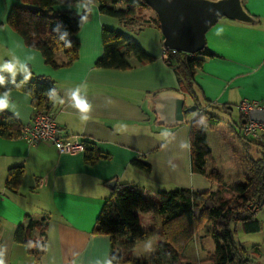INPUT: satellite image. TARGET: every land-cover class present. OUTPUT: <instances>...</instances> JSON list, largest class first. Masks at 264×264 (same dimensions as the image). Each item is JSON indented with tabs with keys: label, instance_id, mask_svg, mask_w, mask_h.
I'll list each match as a JSON object with an SVG mask.
<instances>
[{
	"label": "crops",
	"instance_id": "crops-1",
	"mask_svg": "<svg viewBox=\"0 0 264 264\" xmlns=\"http://www.w3.org/2000/svg\"><path fill=\"white\" fill-rule=\"evenodd\" d=\"M241 2L256 24L222 19L206 33V47L216 56L204 59L195 70L190 94L178 84L174 68L164 62L163 37L152 25L155 15L148 7L136 9L133 18L143 23L138 26L101 15L96 1L57 6L58 11L85 14L86 20L73 36L79 45L77 59L53 69L5 23L10 7L19 5V0H0V74L52 81L56 92L49 114L57 128L107 156L87 164L84 153L59 154L47 142L29 144L21 137H0V259L4 264H113L110 238L94 232L96 218L112 196L106 187L112 180L137 188L145 197H155L159 191L218 192L219 184L191 170L190 127L203 113L206 116L199 121L210 150L208 171L218 172L224 183L239 171L248 174V159L264 151V129L257 141L260 145L247 146L240 128L246 119L242 121L238 106L247 102L264 109V0ZM104 28L133 40L154 61L140 63L130 56L128 70L96 68L103 53ZM59 61H64L61 55ZM7 63H14L17 70L9 72ZM166 92L183 95L184 109L197 108L185 116L183 125H158L153 100ZM74 96L89 106L87 112L79 110ZM0 100L6 103L0 111L23 128L30 126L35 110L28 94L12 91L0 94ZM135 160L148 164L150 171L137 168L132 164ZM19 166L23 177L12 193L5 188L7 172ZM158 219L153 212L143 214L142 230L153 234ZM30 221L38 223L30 232L31 240L42 244L38 260L29 254L31 245L14 242L17 229Z\"/></svg>",
	"mask_w": 264,
	"mask_h": 264
},
{
	"label": "trees",
	"instance_id": "trees-1",
	"mask_svg": "<svg viewBox=\"0 0 264 264\" xmlns=\"http://www.w3.org/2000/svg\"><path fill=\"white\" fill-rule=\"evenodd\" d=\"M85 1H96L101 15L112 17L127 24L142 26L133 17L139 7L147 8L140 0H19V5L10 7L5 23L23 41L24 45L38 51L45 63L53 69L70 65L77 59L79 45L73 36L80 30L86 20L85 14L58 11L57 6H73ZM138 19V18H137ZM140 19V18H139ZM149 23V22H148ZM159 29L158 21L151 20ZM160 30V29H159ZM101 43L103 53L95 62V67L106 70H128L127 58H136L140 63H151L154 59L145 54L141 48L128 37L109 29H102ZM71 45V46H69ZM125 49L126 53L121 51ZM61 55L64 61H59ZM164 62L174 68L178 84L193 94L195 70L204 59L216 55L205 47L196 55L177 52L171 55L165 50ZM172 61L169 63V61ZM19 91L28 94L35 111L49 113L55 97L56 88L52 81L44 77L31 80L13 79L0 74V94ZM206 116V114H202ZM196 117L190 127L189 149L193 173L205 176L219 184L218 192L193 193L188 190L159 191L155 197L143 196L137 188L119 184L112 190V196L101 209L95 221L94 232L110 238V261L113 264H191L185 262L184 252L189 246L201 221L212 223L207 235L214 244L210 264H249L247 258H241L242 245L235 240L233 225L241 223L245 234H255L261 230L256 213L264 207V151L259 150L258 157L249 158L247 176L244 184L226 186L221 175L215 170L208 171L210 150L207 147L206 132ZM247 116H242L247 119ZM213 122L212 118H208ZM244 124H240L242 129ZM23 127L12 116L0 111V137L18 139ZM247 146H259L257 141L245 139ZM84 158L87 164H94L107 156L91 144L84 142ZM133 165L148 173L150 166L140 161ZM24 169L22 166L8 170L5 188L16 192L21 184ZM229 188L233 200H224L222 192ZM254 205L253 208L250 205ZM251 205V206H252ZM255 208L257 210L255 211ZM153 212L160 220V232L156 235V252L147 259L131 256L135 246L144 242L151 234L142 230V215ZM38 223L29 222L19 227L14 235L17 244L31 245L29 254L36 260L42 254L41 243L30 238V232ZM41 233L43 231L41 230Z\"/></svg>",
	"mask_w": 264,
	"mask_h": 264
},
{
	"label": "water",
	"instance_id": "water-1",
	"mask_svg": "<svg viewBox=\"0 0 264 264\" xmlns=\"http://www.w3.org/2000/svg\"><path fill=\"white\" fill-rule=\"evenodd\" d=\"M140 1L153 12L158 21L163 37L162 47L191 56L206 47V33L222 19L244 25L256 24V19L245 10L241 0ZM184 100L183 95L175 92L156 96L153 104L158 125L166 128L183 125L185 116L194 114L197 110L195 106L184 109ZM248 119L264 124V109H251L248 112ZM115 186V180L106 185L110 190H114Z\"/></svg>",
	"mask_w": 264,
	"mask_h": 264
},
{
	"label": "rangeland",
	"instance_id": "rangeland-1",
	"mask_svg": "<svg viewBox=\"0 0 264 264\" xmlns=\"http://www.w3.org/2000/svg\"><path fill=\"white\" fill-rule=\"evenodd\" d=\"M143 9L145 8L142 7V10ZM246 175L250 177L249 171ZM246 175L244 172L241 173L239 171L238 176L228 179V181L224 184L226 186L244 184L247 179ZM221 196L224 200L232 201L234 194L229 188H226L222 192ZM251 205L250 207L253 208L254 205ZM256 210L257 208H255V211ZM256 219L261 225V230L258 233L245 234L243 232L241 223H236L233 225L234 237L235 240L239 242L244 248V252L239 253L241 258H247L249 264H264V207L260 208V210L256 213ZM158 220L155 221V230L154 233L151 234L153 236L152 239L149 241L140 242L137 248L131 252L132 257L136 259H147L156 252V244L158 241L156 235L160 232V225L162 223L160 219ZM199 224L201 226L189 240L190 244L187 246V249L184 252L185 262L191 264H210L209 262L214 250V244L207 235V232L212 228V223L208 221H201ZM146 234L148 235V233Z\"/></svg>",
	"mask_w": 264,
	"mask_h": 264
},
{
	"label": "built area",
	"instance_id": "built-area-1",
	"mask_svg": "<svg viewBox=\"0 0 264 264\" xmlns=\"http://www.w3.org/2000/svg\"><path fill=\"white\" fill-rule=\"evenodd\" d=\"M168 52H170L171 55L177 53L175 50H168ZM254 108H257L255 104L247 102H243L238 106V110L243 116H248V112ZM263 129V124L246 119L241 133L245 139L258 141ZM21 139L29 144L41 141L47 142L51 144L59 154H77L84 152V142L76 137H66L57 128L51 115L44 111H35L30 126L23 128Z\"/></svg>",
	"mask_w": 264,
	"mask_h": 264
},
{
	"label": "clouds",
	"instance_id": "clouds-1",
	"mask_svg": "<svg viewBox=\"0 0 264 264\" xmlns=\"http://www.w3.org/2000/svg\"><path fill=\"white\" fill-rule=\"evenodd\" d=\"M71 46V45H69ZM4 67L9 71L14 73L16 69V65L14 63H7L4 65ZM24 71H27L26 68L22 69ZM76 100V106L79 108L81 112H87L89 110V106L83 102H81L76 96L73 97ZM6 107V103L4 100H0V109ZM0 264H4L3 259H0Z\"/></svg>",
	"mask_w": 264,
	"mask_h": 264
}]
</instances>
